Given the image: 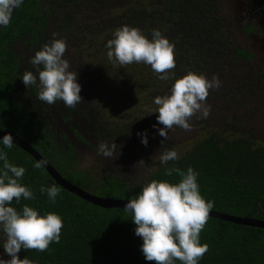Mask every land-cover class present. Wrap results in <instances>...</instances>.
<instances>
[{"label":"trees","instance_id":"obj_1","mask_svg":"<svg viewBox=\"0 0 264 264\" xmlns=\"http://www.w3.org/2000/svg\"><path fill=\"white\" fill-rule=\"evenodd\" d=\"M49 3L24 0L22 6L14 11L9 26L0 29V128L28 141L67 180L99 196L132 199L152 180L178 181L179 177L175 174L165 176V167L155 171L145 182L135 185H128L118 175L106 174L98 180L66 162L73 155V147L67 148L56 141L57 132L47 125L52 123L49 119L53 117L51 111H43L41 115L33 112L26 115L23 112V88L17 81L22 71V60L20 54L13 50V45L21 41L30 46L36 44L39 33L48 27ZM146 9V2L136 8L145 16L148 13ZM145 21L148 24L147 18ZM162 23L164 25L161 18L159 26ZM175 60L176 67L171 70L175 74L193 72L201 64L188 48L175 52ZM141 65L144 66L143 63ZM122 71V75H117L113 88L119 96L126 90L133 92L137 87L136 68L123 67ZM165 82L158 79V74L153 75L142 91H158ZM143 96L145 98L148 94ZM97 122L104 125L109 122L110 125L94 129L98 140L113 143L115 136L121 135L116 129L122 130L123 126L116 116L103 117ZM5 151L9 162L26 169L22 183L35 193L34 199H21L19 204L13 201L12 206L21 209L28 204L41 213L56 212L64 221L59 243H51L44 252L21 250L18 254L20 259L27 257L33 264H156L155 261L145 260L140 250L143 241L135 235L136 225L130 213L120 208H103L81 199L56 184L44 167L34 168L37 160L16 145ZM172 166L184 170L192 166L199 172L201 193L206 200L214 201L213 210L264 220V148H253L246 139L229 141L210 137L180 156L178 161L167 165ZM53 184L61 189L63 197H58L55 204L48 200L46 194L39 192L41 185ZM5 239L6 235L0 231V258L7 260L11 257L2 248ZM200 240L208 245V251L199 264H264L263 228L209 217L200 233ZM177 264L180 262L177 261Z\"/></svg>","mask_w":264,"mask_h":264},{"label":"clouds","instance_id":"obj_2","mask_svg":"<svg viewBox=\"0 0 264 264\" xmlns=\"http://www.w3.org/2000/svg\"><path fill=\"white\" fill-rule=\"evenodd\" d=\"M23 3L24 0H0V28L9 26L14 11ZM56 35L54 33L53 41L46 43L31 58V64L38 69V76L25 71L21 78L27 88L39 81L38 98L41 101L51 105L61 100L67 107L74 108L82 100V86L78 82L77 71H70L69 61L64 58L67 42L55 38ZM105 47L113 64L123 67L144 63L158 74V79L174 81L167 94L155 97L154 104L158 107L151 111L158 113L157 123L163 127L157 131L164 141L169 139L168 134L174 126L190 132L194 116L208 118L211 112V105L207 103L209 91L219 89L221 80L216 75L208 78L199 72H187L176 77L171 72L176 67L174 44L159 29H153L149 37L137 27L123 25L115 30ZM138 135L141 143L147 146V133ZM14 145L11 133H5L0 139V231L6 235L2 248L11 257L7 260L0 258V264H33L27 257L20 259V251L34 249L44 252L51 243H59L64 221L56 212L41 213L28 204L21 209L12 206L13 201L19 204L21 199L35 198L32 188L22 183L26 169L9 162L5 149H12ZM115 147V143L101 142L97 151L111 157ZM179 159L180 154L175 149L165 150L159 157L161 165L165 166V176L175 174L178 181L152 180L124 206L136 225L135 235L142 238L140 250L145 260L156 264H177V261L180 264H199L208 251V245L201 243L200 233L215 203L202 195L199 172L192 166L186 170L167 167L169 162ZM46 164V160H40L33 167L40 169ZM39 192L46 194L52 204L58 197L63 198L61 189L54 184L41 185Z\"/></svg>","mask_w":264,"mask_h":264},{"label":"flooded vegetation","instance_id":"obj_3","mask_svg":"<svg viewBox=\"0 0 264 264\" xmlns=\"http://www.w3.org/2000/svg\"><path fill=\"white\" fill-rule=\"evenodd\" d=\"M43 2H50L49 5H51L46 31L39 33L34 46L22 41L19 42L29 49L35 50V53L41 50L46 43H51L49 42V19L55 15L59 8L65 7L67 11L64 19L65 24L58 33H68L74 25L71 23H73L72 19L75 14L82 10L84 6L88 7L92 3H97L98 6L108 4V7H113L108 20L105 17L107 12L105 11V13L99 14L97 20L89 26L88 33L87 31L80 32L76 36V33L72 31L67 34L68 40H65L67 49L77 44V52L81 56L88 55L85 56L88 58L98 56L95 51L98 50V43H101L100 35L103 30L109 40L113 37L116 29L123 25H130L141 29L149 37L153 29H159L174 44L175 52H179L181 48H188L189 53L198 58L201 63L193 72L202 73L208 67V62L218 57V67L206 76L208 78L213 75L219 76L222 82L221 87L209 91L207 103L211 105V112L208 118L198 119L195 116L192 118L191 123L200 134L201 139L191 147L193 148L205 139L213 137L229 141L246 139L253 148H264V0H39V3ZM144 2L147 4L146 11L148 13L146 16L136 10ZM97 10L100 11V9ZM42 13L43 11L41 15ZM145 18H147L148 24ZM161 18L164 20V25L162 23V26H159L158 23ZM93 28L97 29L100 34L95 33ZM59 35L57 34L56 37H60ZM16 45H18V42L13 47ZM224 58L226 59L222 60ZM99 59L103 61L100 57ZM21 70L20 78L17 81L23 88V112L26 115L32 112L41 115L43 111H51L53 119H49L52 123L47 125H50L57 132V135H55L56 141L67 148L69 146L73 147L68 136L61 132V128L65 121L69 120L67 116L77 115L80 117L84 116L85 112L80 111L78 105L69 108L61 100L51 105L41 101L38 98L39 88L37 85L39 81L37 80V85L27 88L21 78L25 71H32L38 76L37 67L24 63ZM89 71L91 70L87 67V72L89 73ZM184 74L186 72L176 73V77ZM77 78L81 79L79 73ZM90 78L91 76L87 74V82ZM173 82V80L166 81L162 84V89L158 91L147 90L148 97H151L154 101L156 96L167 94ZM81 91L83 92V88ZM107 93L108 95L113 93L109 97L118 100L117 96L119 95L115 94L114 91L107 90ZM120 97L122 98L123 95ZM146 104L148 103L145 102L142 105L145 106ZM62 105L65 107L63 113H61ZM157 107L153 103L152 108L142 109V112L147 110L146 113L134 115L139 117L137 121L142 120L144 131H140V133L146 132L148 140H151L156 133L158 134V128L163 127V125L157 123L158 113L151 112L157 110ZM220 114H223V116L218 119ZM105 117L108 118V116ZM116 118L123 128L121 127L122 130L116 129L117 134L121 135L115 136V139L127 140L132 138L133 136H130L131 131L136 128V125L132 126L133 120L127 118L124 122V119L118 118V116ZM102 119L103 117L96 116L92 118L94 129L103 127V123L97 122V120ZM217 124L223 125L224 128L221 132L207 131L208 128L216 129L214 126H217ZM67 127L69 128V125ZM105 127H110L109 122L105 123ZM71 130L74 131L73 128ZM173 130L182 141L187 136L186 134H189V132H184L179 127L174 126ZM125 132H127V135H122ZM135 139L141 141V136L135 135ZM189 139L190 137L185 142L188 143ZM162 140L165 142L164 139ZM166 142V150H176L168 140ZM72 149L73 155L66 162L72 163V160H74V147ZM187 149H190V145ZM176 151L179 153V150ZM180 156H183V154H180ZM162 167L165 166L161 165L158 158L149 162L144 171L147 172L149 178ZM120 178L124 180L121 176ZM141 179L143 177L139 180ZM140 183H143V181L136 184Z\"/></svg>","mask_w":264,"mask_h":264},{"label":"rangeland","instance_id":"obj_4","mask_svg":"<svg viewBox=\"0 0 264 264\" xmlns=\"http://www.w3.org/2000/svg\"><path fill=\"white\" fill-rule=\"evenodd\" d=\"M97 9H100L98 11ZM111 9L113 7H108V4L103 6H98L97 3H92L88 7H83L78 13L73 17L74 24L68 31V33H58L61 30V27L65 24V14L67 9L65 7L59 8L55 15H53L49 19V32H50V41L52 42L54 37L53 34H60V37L64 40H68V35L72 31L76 33V36L80 32H85L89 30V26H91L96 20L97 16L101 13L106 12V19L108 20V16L111 15ZM95 33L100 34V32L93 28ZM105 29V28H104ZM101 43H98V50L96 49V53L103 60L100 61L99 57L88 58L85 56H81L79 52H77V44L68 47L67 51L64 53V58L69 61L70 71H77L80 75L81 79H78V82L81 84V89L83 88V92L81 91L80 95L82 100L78 103V107L80 111L85 112L84 116H67L69 120L65 121V124L61 128V132L66 134L69 138V141L72 143L75 154L74 160H72V164L74 168L79 171H85L89 173L92 177L102 178L104 175H118L121 176L127 183L136 184L139 182H145L148 179V174L144 171L145 166L160 157V155L166 150L165 145L167 144V140L162 144V139L159 133L151 139L148 140L147 146L141 143L138 139H135V135L143 132L144 128L141 122L142 120H138V116L147 112L145 110L142 112V109H148L153 107L154 101L151 97H145L143 94H147L146 91L143 92L142 88L146 81L151 78L153 75L157 73L153 72L149 65L142 63H132L128 66H123L125 69L127 67L134 66L136 68L138 78H137V87L134 88L133 92L124 91L123 97L117 96L118 100L112 99L110 96L113 93L108 95L107 90L112 92L114 82L117 80V75L123 74V67L113 64L107 57V48L105 47L108 37L104 30L100 35ZM77 42V41H75ZM13 50L16 53H19L23 64L31 65V58L35 55V50L29 49L23 43H18V45L13 47ZM226 58L222 59L225 60ZM218 57L215 59H211L208 63V67L203 70V74L207 75L211 71H215L218 67ZM221 60V59H220ZM110 66V67H108ZM87 67L90 68L91 71L87 72ZM151 73V74H147ZM89 74L91 78L89 82H87L86 76ZM217 76V75H216ZM219 77V76H218ZM87 82V83H86ZM87 86V88H86ZM131 94V95H130ZM145 106L142 104H145ZM222 103V101H221ZM65 107L61 106V113H63ZM96 117H114L118 116V118L124 119L126 122L127 118L132 119V126L136 125V128L131 131L130 136H133L130 139H115L113 143H107L108 145L116 144L115 151L111 157H105L102 154H99L97 149L99 144L103 141H100L94 135V126L92 123V118ZM223 114L218 116V119L221 118ZM71 117V120H70ZM117 119V118H116ZM208 124V123H206ZM69 125V128L67 127ZM74 129L72 132L71 128ZM214 128H208V132H221L223 125L217 124ZM206 131V132H207ZM185 132V131H184ZM168 142L171 146L175 147L176 150H179V154H186L188 151L192 149V145L200 141V134L197 132L196 128L193 127L189 134H186L190 137V141L188 143L185 142L188 137L186 136L183 141L179 139V137L175 134L173 128L169 132ZM236 135V134H234ZM83 137V138H81ZM178 137V138H177ZM204 138V137H203ZM202 138V139H203ZM183 142V143H182ZM186 147H185V146ZM190 145V149L188 150V146ZM185 149H187L185 151ZM143 160V161H141ZM142 176L143 179L139 180Z\"/></svg>","mask_w":264,"mask_h":264},{"label":"water","instance_id":"obj_5","mask_svg":"<svg viewBox=\"0 0 264 264\" xmlns=\"http://www.w3.org/2000/svg\"><path fill=\"white\" fill-rule=\"evenodd\" d=\"M5 133H9V132L0 128V139L3 138ZM12 136L16 146L28 152L37 161L40 160L47 161V164L45 165L44 168L50 174V176L55 180L56 184L64 187L66 190L74 193L81 199L90 202L96 206H100L108 209L110 208L124 209V206L129 199L99 196L70 182L53 166V164L50 161H48L44 156H42L40 152L35 147H33L28 141L24 140L23 138L15 134H12ZM209 217L217 218L223 221H229L238 225L252 226V227L264 229V220L261 219L249 218L245 216H237L213 209L210 211Z\"/></svg>","mask_w":264,"mask_h":264}]
</instances>
